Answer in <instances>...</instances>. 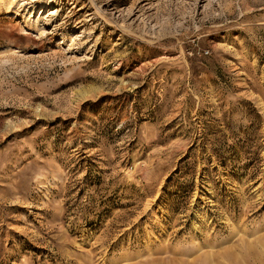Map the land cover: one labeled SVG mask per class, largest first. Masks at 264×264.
<instances>
[{"label": "rangeland", "instance_id": "1", "mask_svg": "<svg viewBox=\"0 0 264 264\" xmlns=\"http://www.w3.org/2000/svg\"><path fill=\"white\" fill-rule=\"evenodd\" d=\"M0 264H264V0H0Z\"/></svg>", "mask_w": 264, "mask_h": 264}]
</instances>
